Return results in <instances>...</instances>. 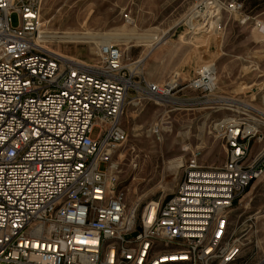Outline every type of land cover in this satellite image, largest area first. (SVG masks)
I'll list each match as a JSON object with an SVG mask.
<instances>
[{"label":"built area","instance_id":"2783aa9c","mask_svg":"<svg viewBox=\"0 0 264 264\" xmlns=\"http://www.w3.org/2000/svg\"><path fill=\"white\" fill-rule=\"evenodd\" d=\"M42 3L0 0V264H247L232 217L264 174V112L218 121L225 164L186 160L170 198L129 210L115 162L127 99L160 104L183 86L135 81L117 45L96 66L48 49ZM225 7L250 22L243 2ZM216 82L204 69L186 88L210 95Z\"/></svg>","mask_w":264,"mask_h":264},{"label":"rangeland","instance_id":"374dc122","mask_svg":"<svg viewBox=\"0 0 264 264\" xmlns=\"http://www.w3.org/2000/svg\"><path fill=\"white\" fill-rule=\"evenodd\" d=\"M213 1L222 6L219 18L206 22L213 5L209 0H43L46 47L91 66L98 65V45L108 37L163 36L156 45L148 40L132 41L131 48L112 39L124 53L127 73L135 81L163 83L177 75L183 86L160 104L137 105L127 99L120 123L129 138L115 162L120 186L127 191L128 209L170 198L183 174L181 165L178 170L171 167L177 163L183 165L197 156L206 166L224 165L227 148L215 124L242 116V105L264 112V0H237L252 17L247 24H241L242 15L225 9L232 0ZM195 10L205 15L203 20L191 15ZM12 24L19 25L17 14L12 16ZM66 34L94 35L99 44L62 43L51 38ZM207 65L216 70L217 90L206 95L186 88ZM229 102L238 104L229 106ZM230 107L232 110L227 109ZM100 132L96 128L93 138ZM106 167L100 165L102 170ZM232 219L237 235L244 239V261L264 264V174L239 199Z\"/></svg>","mask_w":264,"mask_h":264},{"label":"bare ground","instance_id":"6f19581e","mask_svg":"<svg viewBox=\"0 0 264 264\" xmlns=\"http://www.w3.org/2000/svg\"><path fill=\"white\" fill-rule=\"evenodd\" d=\"M43 4V3H42ZM213 6L214 5H212V6H210L211 8L210 9H212L213 10V12H212V16L211 17H209L207 20H206V22L207 21H209V19L210 20H214V19H218L219 17H217L216 18V16L217 15H219L220 14V8L219 9H217V5L216 6H214V8H213ZM213 13H215V14H213ZM192 16H194L195 18H197V19H199L200 17H204V15H202L201 13H200V11L198 10H195L194 11V13H192ZM205 22V23H206ZM215 23V22H214ZM213 23V24H214ZM216 24V23H215ZM209 25V24H208ZM206 26H207V24H206ZM213 26V25H212ZM205 27V24H204V26H203V28ZM208 27H210L211 28V23H210V26H207V28ZM198 28H200V27H198ZM213 28H214V26H213ZM206 29V28H205ZM209 29V28H208ZM262 30H264V28L262 29ZM40 34H41V39L42 40H39V43H45V40H46V37L44 36V34H43V32L42 31H40ZM150 34V33H149ZM52 39H55V40H58V41H61L62 43H77V42H81V43H85V44H89V43H95V44H99L98 43V38L96 37V36H94V35H90V34H87V35H77V34H66L65 36H62V37H59V36H54V37H51ZM112 39H120L123 43H125V44H127V45H129V48H131V47H133L132 45H131V43H132V41H135V40H148V43L149 44H151V45H156V44H159V43H161L162 41H163V36H159V35H150V36H136V37H130L129 35H124V34H122V35H120V34H117V35H113V36H111V37H108V38H106V39H104V40H102V41H100V43L101 44H99L98 46H100V45H103V44H109V45H111L112 44ZM119 40V41H120ZM114 45V44H113ZM100 48V47H99ZM155 48V47H154ZM59 54V53H58ZM60 55H62V54H60ZM62 56H64V55H62ZM65 57V56H64ZM139 62V61H138ZM84 64H87V63H84ZM88 65V64H87ZM209 70V69H213L212 68V65H207V66H205L204 68H203V70ZM229 103H231V104H229V106L230 105H235L236 106V104H238V103H235V102H229ZM242 106H244L245 108H243V110H246V109H255L253 106H250V105H242ZM227 109H229V110H232V107H230V108H227ZM234 110V109H233ZM236 111V110H235ZM176 163H177V161H176ZM119 164V163H118ZM179 165H181V169H182V164H176V165H173V166H171L172 168L174 167V168H177V170L179 169ZM181 172V171H180ZM133 209V208H132ZM132 209H129V210H132Z\"/></svg>","mask_w":264,"mask_h":264},{"label":"crops","instance_id":"0c3cea01","mask_svg":"<svg viewBox=\"0 0 264 264\" xmlns=\"http://www.w3.org/2000/svg\"><path fill=\"white\" fill-rule=\"evenodd\" d=\"M261 14L263 15V14H264V12H261Z\"/></svg>","mask_w":264,"mask_h":264}]
</instances>
